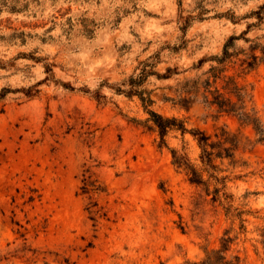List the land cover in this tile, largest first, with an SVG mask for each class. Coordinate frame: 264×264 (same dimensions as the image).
Wrapping results in <instances>:
<instances>
[{
  "label": "rangeland",
  "instance_id": "obj_1",
  "mask_svg": "<svg viewBox=\"0 0 264 264\" xmlns=\"http://www.w3.org/2000/svg\"><path fill=\"white\" fill-rule=\"evenodd\" d=\"M230 38L228 58H262L264 0H0V264H184L225 234L228 258L264 264V140L205 100ZM238 64L264 128V63ZM145 107L238 137L214 161L225 205L173 164L207 181L196 139L160 147Z\"/></svg>",
  "mask_w": 264,
  "mask_h": 264
},
{
  "label": "trees",
  "instance_id": "obj_2",
  "mask_svg": "<svg viewBox=\"0 0 264 264\" xmlns=\"http://www.w3.org/2000/svg\"><path fill=\"white\" fill-rule=\"evenodd\" d=\"M232 41L233 38H230L228 43L224 46L223 58H216V62L220 67H212L209 69L208 73L210 76L204 81V88L206 90L205 100L209 106L215 107L219 113L236 116L243 125L251 126L255 134L259 137L258 141H263L264 128L260 124L254 108L249 106L252 98L251 90H248L244 85H240L234 77L225 76L224 73L226 71V63H233V65H235L236 62H239L238 67L240 75L254 70L259 62L264 63V48L260 50L262 58H258L254 53H252L250 58L242 60L238 58H228L229 54L227 48ZM252 51H255V48H252ZM232 59H235V62H232ZM217 82L221 83L220 88L217 87ZM2 91L6 92L4 89ZM117 91L119 93H125L128 96L133 94L138 95L142 102L145 101L139 93L133 90L129 92ZM146 113L149 115L148 121L152 123L157 131L160 139V147L166 146L165 137L171 130L180 131L182 134L189 133L196 139L200 149L202 172L208 175L207 181L203 180L202 174L197 171L184 156H177L175 152H173V164L178 168L185 169L191 184L208 188L209 183L213 182L214 187L210 192L212 201L225 205V202L231 199V195L226 192L227 177L218 176L220 170L214 165V161L233 159L235 151L240 143L238 137L222 131L221 134L215 136L217 140L213 142L210 136L205 135L199 130H187L184 124L175 118H165L148 109H146ZM225 211L229 213L230 206H227ZM262 233V244L264 245V231ZM224 236L225 237L221 239L220 249L205 252L203 259L198 262L187 261L184 264H237L238 257L228 258L227 256L232 239L227 237V234Z\"/></svg>",
  "mask_w": 264,
  "mask_h": 264
}]
</instances>
